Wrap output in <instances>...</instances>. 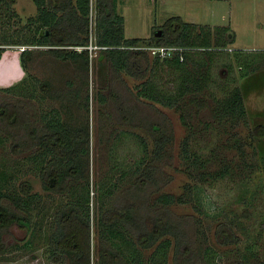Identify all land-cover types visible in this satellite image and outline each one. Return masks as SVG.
Segmentation results:
<instances>
[{
    "label": "rangeland",
    "instance_id": "374dc122",
    "mask_svg": "<svg viewBox=\"0 0 264 264\" xmlns=\"http://www.w3.org/2000/svg\"><path fill=\"white\" fill-rule=\"evenodd\" d=\"M11 6L16 16L13 27L24 28L26 18L36 13L32 0H15ZM116 10L123 16V35L141 38L135 48L145 49L155 44V36L162 33L163 21L172 15L192 23L195 42L202 40L201 31L208 29L209 44L197 47L199 52L190 54L186 60L188 70L199 81L194 86L200 88H189L182 96H176L170 106L134 95L140 81L146 77L155 91L175 95L182 71L170 64L160 60L151 62L144 77L135 78L124 71L112 75L101 54L88 62L86 104L92 243L97 239L98 186L116 182L110 199L128 201L125 188L134 185V175H130L129 169L143 155L141 139L147 145V153L152 154L150 149L156 137L149 130L150 120L163 123L166 139L158 156L150 161L157 170L153 173L154 184L150 183L147 188L149 196L144 202V223L151 224L152 210L165 211L171 217L197 215L192 208L194 202L203 211L206 243L211 244L224 260L235 246L241 248L250 241H257L253 246L255 254L248 264L264 261V229L260 226L264 218V179L259 168L260 157L264 156V0H117ZM91 13L93 25V3ZM10 28L12 26L7 30ZM157 29L160 33L156 34ZM6 45L0 56V87L9 86L25 75L18 57L20 45ZM204 48L207 50L201 51ZM147 54L153 61V54L148 50ZM28 65L31 74L37 78L47 77L54 85L64 88L80 71L78 63L48 55L36 57ZM235 86L240 89L246 118L244 122L232 124L220 111V103ZM18 91L22 90L2 91L0 95L10 101L27 102L25 91ZM81 96H85V90ZM30 99L31 105L28 102L25 107L33 117L41 110L57 105L49 98ZM75 112L83 113V107H75ZM258 126L263 127V133L259 135L255 134ZM248 130L252 131L251 138L246 135ZM0 137H6L2 130ZM184 140L195 159L189 169L180 156ZM9 142L6 139L0 144V163L7 162V167H12L16 166L20 156L9 151ZM239 142H242L240 147ZM122 171L128 172L122 176ZM185 183L192 185L191 202L173 201L169 207L155 202L161 191L174 196L183 194ZM33 186L45 193L37 180ZM50 198L52 202L57 201L55 196ZM39 203L46 210L51 201L45 196ZM230 210L240 217L234 229L235 235L242 239L237 245L220 244L213 233L217 218ZM44 225L46 231L47 222ZM11 231L6 242L15 244H22L28 234L16 226ZM41 231L32 236V246L0 252V264H69L65 259L54 261L47 256L44 252L45 231ZM148 253L149 250H144L143 257L146 258ZM95 258L94 254L93 260Z\"/></svg>",
    "mask_w": 264,
    "mask_h": 264
},
{
    "label": "trees",
    "instance_id": "16d2710c",
    "mask_svg": "<svg viewBox=\"0 0 264 264\" xmlns=\"http://www.w3.org/2000/svg\"><path fill=\"white\" fill-rule=\"evenodd\" d=\"M14 1L0 0V56L6 44L24 46L18 57L25 75L9 86L0 87V93L18 88L22 90L18 92L25 91L27 102L10 101L0 95V130L6 134V137H0V144L9 140V151L20 156L16 166L7 167V162L0 163V252L32 246V236L37 231L38 234L41 230L45 231L44 222H47L44 252L54 261L65 259L69 264H248L255 254L253 246L257 241L238 247L242 239L235 235L234 229L240 217L233 210L219 216L213 229L220 244L231 242L237 245L230 249L226 260L211 244L206 243L203 211L194 202L192 208L197 215L171 217L165 211L152 210L151 224L147 226L144 223V202L149 196L147 188L150 183L154 184L153 173L157 170L150 161L158 156L166 139L163 123L159 121L148 122L150 132L156 137L150 149L151 156L147 153L144 140H140L144 152L129 169L130 175H134V185L125 188L128 201L110 199L116 182L98 186L97 239L92 243L86 104L88 51L67 46L84 45L88 42L89 33H93L96 44L107 46L99 54L108 63L112 75L124 71L135 78H143L150 63L159 60L181 70L180 85L175 95L155 91L147 77L140 81L134 94L170 106L176 96H182L189 88H200L194 86L199 81L188 70L186 60L190 54L199 52L197 47L208 46L209 30L201 31L202 40L195 42L191 22L179 15L167 17L162 24V33L155 36L153 42L177 44L190 49L183 52L182 59L174 54L163 58L154 56L150 61L145 49L135 48L140 37L123 35V16L116 10L117 0H32L36 13L26 18L25 25H22L24 28L13 27L16 23L15 12L11 9ZM10 26L12 28L7 30ZM33 45L49 47H29ZM41 55L74 61L79 64L80 71L67 81V88L58 87L47 77L37 78L31 74L29 61ZM82 90H85V96H81ZM33 97L53 99L57 105L41 110L33 117L25 107L28 102L31 105L30 98ZM79 106L83 107V113L75 112V107ZM220 107L232 124L244 122L245 108L237 86L221 100ZM121 111H125L124 107ZM258 127L255 128L257 135L263 133V127ZM246 135L251 138L252 131L248 130ZM241 144L239 142L238 146ZM180 154L189 169L195 159L187 149L186 140L182 143ZM259 168L264 179V156L260 157ZM126 172L122 171V176ZM34 180L39 182L46 194L34 189ZM183 190V194L178 196L161 191L155 202L163 206L173 201L191 202L192 185L185 183ZM52 195L57 201L52 202ZM45 196L51 203L43 210L39 201ZM242 211L245 209L242 208ZM13 226L28 232L22 244L6 242ZM260 226L263 230L264 218ZM144 250H149L146 258L143 257ZM94 254L96 258L93 260ZM256 264H264V261Z\"/></svg>",
    "mask_w": 264,
    "mask_h": 264
},
{
    "label": "built area",
    "instance_id": "2783aa9c",
    "mask_svg": "<svg viewBox=\"0 0 264 264\" xmlns=\"http://www.w3.org/2000/svg\"><path fill=\"white\" fill-rule=\"evenodd\" d=\"M21 50L24 48V46H20ZM29 47H37V48H47L49 45H33ZM67 47L73 48L76 50L81 49H87L88 51V61H91L93 58H96V56L99 54V50L106 48V45H99L94 42V35L92 33H89V39L88 42L84 45H68ZM150 51L153 56H158L159 58L163 57H171L174 54H178L179 59H182L183 52L185 50L190 49V47L177 45V44H170V45H163V44H152L148 45L145 50ZM192 49V47H191ZM146 50V51H147Z\"/></svg>",
    "mask_w": 264,
    "mask_h": 264
},
{
    "label": "water",
    "instance_id": "95a60500",
    "mask_svg": "<svg viewBox=\"0 0 264 264\" xmlns=\"http://www.w3.org/2000/svg\"><path fill=\"white\" fill-rule=\"evenodd\" d=\"M41 32H42V30H40V33H41ZM157 33H160V29H157V30H156V34H157Z\"/></svg>",
    "mask_w": 264,
    "mask_h": 264
},
{
    "label": "crops",
    "instance_id": "0c3cea01",
    "mask_svg": "<svg viewBox=\"0 0 264 264\" xmlns=\"http://www.w3.org/2000/svg\"><path fill=\"white\" fill-rule=\"evenodd\" d=\"M18 63V62H17Z\"/></svg>",
    "mask_w": 264,
    "mask_h": 264
}]
</instances>
